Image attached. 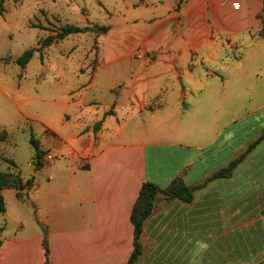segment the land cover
Wrapping results in <instances>:
<instances>
[{"label": "crops", "instance_id": "0c3cea01", "mask_svg": "<svg viewBox=\"0 0 264 264\" xmlns=\"http://www.w3.org/2000/svg\"><path fill=\"white\" fill-rule=\"evenodd\" d=\"M170 10L165 27L158 16L141 18L138 40L152 59L129 85L121 84L133 65L115 52L75 73L79 82L66 83L59 100H43L58 106L39 116L53 142L46 151L58 156L39 169L32 157L34 180L22 194L34 196L36 215L0 238V264H45L40 223L50 264H127L131 212L145 181L160 190L135 264H264V138L230 176L206 181L264 130V0H178ZM60 67L55 88L66 82ZM103 86L112 96L108 105L98 96L102 104L70 97L87 87L93 98L91 90ZM130 91L134 103H127ZM244 91L250 104L241 112ZM0 114L11 125L29 118L19 107ZM177 180L195 187L191 201L166 194ZM5 191L23 215L17 190L4 188L6 198Z\"/></svg>", "mask_w": 264, "mask_h": 264}, {"label": "rangeland", "instance_id": "374dc122", "mask_svg": "<svg viewBox=\"0 0 264 264\" xmlns=\"http://www.w3.org/2000/svg\"><path fill=\"white\" fill-rule=\"evenodd\" d=\"M177 4L178 0H3V10H0V111L8 112L12 111L13 107H19L29 118L23 119L19 125H11L6 122V116L0 114V137L3 136L0 138V170L9 173L10 180L23 181V178L27 180L31 177L32 157L35 155L30 140L31 131L41 141V147L45 151L53 144L49 133L44 132L39 116L53 114L58 106L43 100H59L66 83L72 85L79 82L81 77L76 74L88 73L90 66L95 67L105 61L108 55L112 57L117 52L127 67L133 65L121 85L127 86L130 79L136 80L152 59L151 51L138 40V35L143 33L140 32L143 27L141 18L158 16L165 27L171 19L170 8H176ZM65 24H105L109 25V29L106 32L88 30L74 33L47 45L42 44L44 39L56 34ZM170 27L174 29L172 25ZM157 41L158 38L152 37L153 43ZM115 42L121 46L111 47ZM29 48H35L36 51L23 68L15 63V58ZM238 52L240 53L241 49H238ZM243 53L245 54V51ZM139 61L144 63L143 67H138ZM61 65L66 66V82L55 88V78L60 74ZM107 79L103 75L100 81L106 85ZM239 86L240 90L244 89L241 84ZM85 89L87 87L80 88L79 92L73 91L70 97L76 98L81 94L92 104H102L100 100H103L106 105L112 99L104 86L91 90L89 97L93 98H87ZM117 90L119 88L113 91ZM129 101L134 103L131 91L127 95V103ZM249 104V94L244 91L239 95L240 111L244 112L243 108L249 109ZM112 110L111 107L110 111ZM54 153L58 156L55 150L46 151L43 162L55 158ZM44 177L45 172L40 179L43 180ZM31 185L32 183L25 188ZM5 194L8 212H0V238L16 232L17 220H22L28 225L29 220L34 219L36 215V199L30 193H24L25 197L22 199L27 207L24 208L23 215L15 208L14 193L5 191ZM42 225L44 224L40 223V226Z\"/></svg>", "mask_w": 264, "mask_h": 264}, {"label": "trees", "instance_id": "16d2710c", "mask_svg": "<svg viewBox=\"0 0 264 264\" xmlns=\"http://www.w3.org/2000/svg\"><path fill=\"white\" fill-rule=\"evenodd\" d=\"M0 10H3V0H0ZM80 26L76 24H65L62 25L56 34L48 36L43 41V45H47L57 39H62L70 34L86 32L88 30H95L97 32H106L109 29V25L105 24H92ZM260 37H264V25H262L261 29L258 32ZM35 48H29L23 52L22 55L15 58V63L19 64L21 67H25L29 62L31 57L33 56ZM100 126V121L95 123V128ZM1 136L0 138H2ZM264 138V130L261 135L253 141L247 150L238 156L236 159L232 160L227 166L221 168L216 173H214L211 177L206 179V181L216 178V177H228L230 176L239 162L246 156V154L252 150L262 139ZM31 143L35 149L34 162L35 167L37 169L43 166V156L45 155V150L41 148L39 139L34 135V132L31 131ZM10 174L0 170V212L5 211L6 209V200L2 190L7 187H13L17 190V196L23 199L22 189L25 188L26 185H30L33 181V176L28 178L24 183L22 180H10ZM195 187H188L184 185L180 180H177L173 183L171 187H169L165 192L167 195L172 197H178L185 202H189L193 198V191ZM160 188L157 184L151 181H145L140 187L139 195L133 205V209L131 212V221L134 226V237H133V251L127 261V264H135L139 255L142 252V245L140 242V234L142 232L143 223L145 219L149 216L153 209L154 201L156 199V195L159 192ZM43 237L42 244L45 255V264H50V246H49V238H48V230L46 226L42 225Z\"/></svg>", "mask_w": 264, "mask_h": 264}]
</instances>
